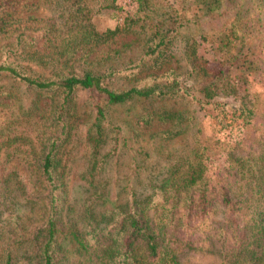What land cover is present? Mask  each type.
I'll use <instances>...</instances> for the list:
<instances>
[{
	"label": "trees",
	"instance_id": "obj_1",
	"mask_svg": "<svg viewBox=\"0 0 264 264\" xmlns=\"http://www.w3.org/2000/svg\"><path fill=\"white\" fill-rule=\"evenodd\" d=\"M62 1L64 5L57 2L62 6L60 32H54L53 19L48 18L39 20V27L30 25L11 32L0 10V79L7 78L48 98L52 116L49 126L53 127L50 136L42 131L34 138L11 135L0 128L1 147L29 141L26 152L40 151L33 162L40 186L37 196L16 180L14 171L3 174L0 170V264H181L177 258L180 241L173 233L218 209L221 217L215 227L217 234L208 251L216 255L219 264H264V112L258 124L259 110L247 93V75L240 72L255 64L264 67V21L260 14L256 20L236 15L222 25L215 39L218 44H214L222 55L217 69L199 54L198 43L189 40L185 51L193 80L186 85L174 69L154 74L163 67L168 53L171 55L179 28L176 23L182 18L171 7L163 22L153 26L134 61L124 67L92 70L88 65L94 63L89 58L94 51L119 35L127 36L130 25L124 22L98 32L91 19L94 13L109 7L104 0L93 13L90 0ZM193 1L207 8L212 5L215 10L222 2ZM255 33H261L254 39L261 60L251 59L253 55L245 46V35L253 38ZM210 38L200 39L213 44ZM39 40L41 46L36 44ZM127 47L121 42L109 56L117 58ZM229 68L239 70V74L231 76ZM145 71L137 85L124 89L109 86L114 79L133 78ZM78 91H87L108 105L178 100L184 110L165 109L141 119L144 125L155 121L163 128L167 126L160 136L168 142L184 131L194 132L191 144L149 182V187L137 189L130 180L103 210L98 206L105 203L101 199L108 193L95 191L87 196L81 228L66 219L71 206L62 164ZM220 99L238 103L226 105ZM93 108L99 129L98 120L104 112L99 104ZM197 108L205 118L212 116L207 110H213L212 133L205 132L202 120L197 121ZM46 112V107L29 109V114L39 119ZM35 125L40 129L43 123ZM238 132L245 135V141L232 139ZM87 134L89 141L102 143V134ZM221 156V164L209 176L207 161Z\"/></svg>",
	"mask_w": 264,
	"mask_h": 264
},
{
	"label": "rangeland",
	"instance_id": "obj_2",
	"mask_svg": "<svg viewBox=\"0 0 264 264\" xmlns=\"http://www.w3.org/2000/svg\"><path fill=\"white\" fill-rule=\"evenodd\" d=\"M57 2L64 5L62 0H0L2 5L0 10H3L5 14L3 20L6 21V29L16 32L30 25L39 27L42 23L40 21H43L41 19L48 18L53 19L51 28L54 32H60L63 18L61 17L62 9L59 8L61 5L58 6ZM101 2L103 1H88V5L94 8L92 13L97 10ZM103 4H107L109 7L93 14L91 22L94 28L98 32H102L128 22L130 33L125 37L119 35L110 44L100 46L94 51L89 57L94 62L88 65L89 69L103 70L104 66L124 67L134 61L147 43L153 26L163 22V18L171 7L182 18L176 23L179 24V28L171 55L168 53L167 61L154 74L162 75L167 70L174 69L179 75L180 81L186 85L191 84L193 80L189 74L190 66L185 51L186 43L189 40L198 43L199 54L210 61L211 67L217 69V62L221 61L222 55L215 49V45L218 44L215 39L222 25L236 15L256 20L260 14L264 21V0H222L216 10L212 5L207 8L203 3L193 0H104ZM258 35L260 36L261 33H255L253 38L249 34L245 35L247 38L246 50L254 57L250 56L248 59L261 60L254 44V39ZM202 36H211L213 44L201 41ZM262 38L264 40V34ZM40 42L41 40L36 42L37 46H41ZM121 42L128 44V47L122 49L117 58L110 57L109 52L120 48ZM259 66L255 64L250 70L240 71L247 75V93L254 101L255 108L260 112L257 113L258 124L261 123L262 112H264V67L261 64ZM151 72L153 71H149V73ZM228 72L231 76L239 74V70L234 68H229ZM145 73L146 71L137 73L133 78L123 80L119 77L110 81L109 86L124 89L131 85H137ZM240 94V90H238V95ZM218 101L226 105L238 103L237 100L231 99ZM95 104H99L104 112V117L98 120L99 129L95 122L96 114L93 108ZM74 106V115L71 118V136L64 150L62 164H65L68 206H71L66 219L78 228H81L83 224L80 217L83 214L87 196L95 191L108 193L107 198L101 199L105 203L98 206L99 210L105 209L108 203L127 185V182L132 180L137 189L146 187L192 142L194 132L191 130L182 132L174 141L168 142L160 136L167 126L163 128L160 123L155 121L144 125L141 119L153 112L160 113L165 109L184 110L183 104L175 99L128 101L124 104L108 105L87 91H78L75 94ZM44 107L47 112L42 119L29 114L30 108L41 109ZM197 111V121L202 120L206 127L202 126L205 132L212 133L210 124L215 123L213 110H207L209 115L213 116L207 118L202 112L199 113L198 108ZM41 114L42 112L38 113V115ZM51 117L48 98L31 89L26 90L7 78L0 79V128L2 127L11 135L23 134L34 138L44 131L45 135L50 136L53 131V127L49 126ZM35 122L43 123V126L38 129ZM179 128L183 130L182 127ZM88 131L92 135L95 131L102 134V143L98 145L89 141ZM233 137L246 140L245 135L241 132L234 134L232 139ZM28 142H9L3 147L0 146V170L3 174L14 171L16 180L22 181L26 185L27 191H31L33 196H37L40 186L37 184L33 171L35 165L33 162L40 156V151L31 153L29 150L26 152ZM222 160L221 156L216 160L212 158L207 161L209 176L221 164ZM151 177L154 178L151 179ZM88 183L90 187H88ZM218 210L201 221L194 220L188 225L180 226L173 233L174 237L180 241V244L177 245V258L181 264H219L216 255L208 251L211 241L216 238L217 234L215 227L221 217Z\"/></svg>",
	"mask_w": 264,
	"mask_h": 264
}]
</instances>
